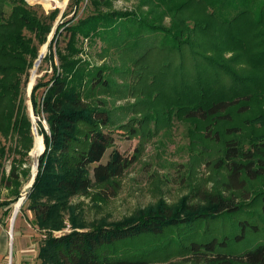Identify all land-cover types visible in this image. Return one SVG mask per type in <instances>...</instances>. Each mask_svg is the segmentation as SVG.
Masks as SVG:
<instances>
[{
    "label": "trees",
    "instance_id": "obj_1",
    "mask_svg": "<svg viewBox=\"0 0 264 264\" xmlns=\"http://www.w3.org/2000/svg\"><path fill=\"white\" fill-rule=\"evenodd\" d=\"M72 1L76 11L85 2ZM89 1L90 15L74 23L77 11L58 28L41 64H51L52 76L38 80L31 94L49 128L40 124L46 149L20 210L31 212L45 235L38 264H264V188H251L264 179V111L248 115L264 98V3L256 17L257 0H145L146 14L113 10L116 0ZM59 14L39 15L27 0H0V187L15 188L30 176L21 168L34 147L23 89ZM99 44L103 64L91 58ZM160 105L169 120L202 124L196 131L223 143L217 164L227 171L225 181L209 191L199 187L197 203L189 195L117 223L87 225L73 200L93 190L104 200L106 190H119L129 166L118 151L103 163L114 132L151 123ZM235 114L247 117L231 124ZM246 128L262 129L249 147L241 142ZM12 139L20 158L6 177L5 142ZM13 195L0 202L2 226L20 200L16 189Z\"/></svg>",
    "mask_w": 264,
    "mask_h": 264
},
{
    "label": "rangeland",
    "instance_id": "obj_2",
    "mask_svg": "<svg viewBox=\"0 0 264 264\" xmlns=\"http://www.w3.org/2000/svg\"><path fill=\"white\" fill-rule=\"evenodd\" d=\"M144 1L145 0H116L113 2L111 9L122 11L138 10L140 14H146L148 6H145ZM27 2L38 11L39 15H47L55 9L60 10L58 20L49 36V41L45 45H50V42L55 38L58 28L63 23L73 20L78 11L72 6V0H68L64 8L59 6L46 8L39 3H31L29 0H27ZM263 3L264 0H257V3L252 8L256 17L260 15L259 10ZM90 7V1L85 0V2L81 4V8L78 11V15H76L74 23L90 15ZM64 16L66 17L64 18ZM165 20L166 24L169 25L170 18L166 17ZM61 32H63V30ZM80 41H83L82 38H80ZM66 43V33L64 32L57 46L64 49ZM86 43L87 40L84 41V46L89 50L88 48L90 47H88ZM36 44L38 45L37 42ZM44 46L41 47L40 52ZM54 50L56 53V45ZM91 50L93 53L91 58L95 55L99 64H103L104 61H100L98 58V54L101 51L100 44L97 47L91 48ZM49 54L50 47L48 46L46 57ZM107 60L112 66H119L117 57H108ZM56 64H59L57 58ZM41 66L37 71V79L34 86L37 84L38 80L43 78L47 73L49 76L47 80L52 76V67L50 63H44ZM33 71L34 68L31 70L27 84L23 89V97L28 105L32 125L34 126L35 124L38 135H40L44 141V136L40 133L41 126L43 127L44 125L47 131L49 128L42 117L34 115V108L31 101L33 89L31 92L29 91ZM147 100L152 101L151 98L140 99L144 104ZM136 101L137 100L134 98L131 100L132 103ZM127 103L128 100L121 101L118 105L122 106ZM161 108L162 105L158 107L159 111L155 115V120L151 123L142 121V123H138L135 126L136 128L133 132L130 126L114 132V145L108 149L103 163L106 164L110 160L111 154L114 151H118L122 154L124 160L129 163V166L125 168L123 177L119 182V190L117 192L106 190L103 193L102 199L104 200L97 199L96 190H93V194L90 196H84L73 200V204L77 205L76 212L79 219L84 221L87 225L117 223L126 218L135 216V214L141 210L148 209L149 207H156L160 202H165L169 205H177L189 195H191V202L197 203L198 198L195 192L199 187L204 191H209L212 187L220 188L221 184L225 181L227 171L224 168L221 170L220 165L217 164L218 159L222 155V150L224 148L223 143L207 140L204 131H196L197 126L199 129L202 128V124L196 123V126L190 121L177 118L169 120L168 117L161 115L164 109ZM260 111H264V98H261L256 103V106L253 107L252 112L248 115H254ZM143 116V114H137L133 117L142 119L144 118ZM244 116L247 117V115L235 114V122L233 121L231 124H238ZM125 122H128V119L125 120ZM32 132L35 146L36 137L34 128ZM260 132H262V129L246 128L241 135V137H243L241 142L245 147H249L252 136ZM233 135L235 136L236 134ZM5 145L11 149L9 157L4 165V173L6 177H9L14 160H18L20 156L15 152V139L5 142ZM30 154L27 158V163L21 167L22 169H30V176L28 178L21 176V180L18 182L19 186L15 185V188L9 187L7 184L2 185L0 187V202L15 198L13 195L15 189L20 193V199L22 198L24 189L30 184L33 178L34 158ZM251 186L254 191L263 189L264 179L252 183ZM251 196H254V194ZM14 211L6 218V222H4L5 225L2 226L3 229L9 233V241L12 248L10 259L7 264L16 263V233L20 232V230H22L24 236L23 244H25L24 248L26 249L23 264H38L37 255L45 235L33 226L31 222L34 220V217L29 211L25 213L20 211L12 230Z\"/></svg>",
    "mask_w": 264,
    "mask_h": 264
},
{
    "label": "crops",
    "instance_id": "obj_3",
    "mask_svg": "<svg viewBox=\"0 0 264 264\" xmlns=\"http://www.w3.org/2000/svg\"><path fill=\"white\" fill-rule=\"evenodd\" d=\"M24 236L22 234V230L16 233V263L15 264H23L25 260V252L26 249L25 244H23ZM11 244L9 241V233L8 231L4 230L2 225H0V264H7L10 259L11 254Z\"/></svg>",
    "mask_w": 264,
    "mask_h": 264
},
{
    "label": "bare ground",
    "instance_id": "obj_4",
    "mask_svg": "<svg viewBox=\"0 0 264 264\" xmlns=\"http://www.w3.org/2000/svg\"><path fill=\"white\" fill-rule=\"evenodd\" d=\"M29 1L31 3L42 4L46 8H52L53 6H59L61 8H64L68 2V0H29ZM46 51H47V49L44 46L41 52L46 53ZM36 79H37V72L36 73L33 72L31 82L29 85V91L30 92L33 89V86L36 82ZM43 150H44V141H43V138L39 135L36 137L35 149L33 150L32 155H31L34 158V160H37L40 157V154L43 152ZM36 172H37V167L34 165L33 166V173L35 174ZM21 207L22 206H20V202H18L16 205L17 216L20 213Z\"/></svg>",
    "mask_w": 264,
    "mask_h": 264
},
{
    "label": "water",
    "instance_id": "obj_5",
    "mask_svg": "<svg viewBox=\"0 0 264 264\" xmlns=\"http://www.w3.org/2000/svg\"><path fill=\"white\" fill-rule=\"evenodd\" d=\"M48 46H49V44L45 45L46 49H48ZM45 57H46V53L40 52L39 58H38V60L36 61L35 65H34V71H33L34 73H36L38 71V69L40 68V66H41V64H42V62H43ZM33 112H34V115L36 116L37 114L35 113L34 109H33ZM33 128H34L35 137L39 136L38 133H37V130L35 128V124H34ZM34 149H35V146L32 149V152H33ZM45 149H46V147L44 145V150L40 154V157L37 160H34V165L37 167V172L35 174L33 173V178L31 180L30 184L24 189L23 194H22V198L19 201L20 202V206H22L24 204V202L27 199L28 195L32 191V188H33L34 183L36 181L37 175L39 173V168H40V165H41V157L44 154ZM32 152H31L30 155H32ZM16 216H17V214H16V208H15L14 215H13V218H12V230H13L14 222H15V220L17 218ZM11 236H12V231H11Z\"/></svg>",
    "mask_w": 264,
    "mask_h": 264
}]
</instances>
